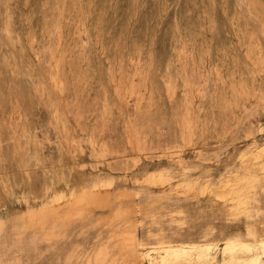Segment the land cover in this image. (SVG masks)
<instances>
[{"label":"rangeland","instance_id":"obj_1","mask_svg":"<svg viewBox=\"0 0 264 264\" xmlns=\"http://www.w3.org/2000/svg\"><path fill=\"white\" fill-rule=\"evenodd\" d=\"M101 181L107 208L27 225ZM260 239L264 0H0V264H264Z\"/></svg>","mask_w":264,"mask_h":264},{"label":"bare ground","instance_id":"obj_2","mask_svg":"<svg viewBox=\"0 0 264 264\" xmlns=\"http://www.w3.org/2000/svg\"><path fill=\"white\" fill-rule=\"evenodd\" d=\"M261 151H262V148H261ZM257 155L258 153L256 154V156ZM245 178L243 180H245ZM240 180L239 181L227 180L222 185H219L216 188L217 190V193L215 194L216 197L221 200H227V201L232 202L238 199L236 198L238 193H241L243 191L245 192L250 191L251 188H246L244 186L245 184L243 183L244 181L241 182ZM146 181L149 184H153V185L161 184L162 185L164 182L167 181V179L165 178L164 173L158 170V171L151 173V175L147 178ZM184 188L186 189L187 193H193L197 191L198 193L202 194L204 192L210 191V188L208 187V184L206 182H202L201 184H198L197 181H193L190 183L188 182V184H186ZM74 191L69 190L67 193H64L62 191H56L52 193L50 197H48V199L44 201L39 207L28 208L26 212L27 225L30 228L43 231V233L50 236L53 233L52 231L56 227L63 225L66 222V220L68 219L70 215V212L74 210L76 207L91 206L93 208L103 210L108 207L110 203V199L114 194L111 181H101L98 184H95V185L93 184L91 188H87V189L84 188L82 191L78 193ZM248 201L249 200H247L246 198H243V201H241L242 202L241 204L239 202L235 204L236 206L235 209L243 205L245 208L246 206L245 204H247ZM231 202H227V203H231ZM235 209H233L234 213L237 212ZM130 235L132 236V234ZM123 237H125L124 234H123ZM257 242H261V244H263L264 246V239H260ZM165 247H178V248L186 247L188 249H196V248L206 249L210 246L209 245H193V244L191 245H179V244L161 245L159 243V245L150 246L148 247V249L152 251L154 250L158 251V249H162Z\"/></svg>","mask_w":264,"mask_h":264}]
</instances>
